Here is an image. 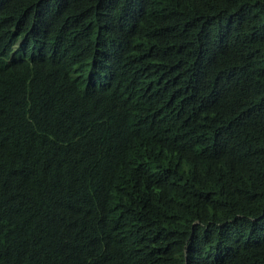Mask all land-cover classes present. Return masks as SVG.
I'll use <instances>...</instances> for the list:
<instances>
[{
  "label": "trees",
  "instance_id": "16d2710c",
  "mask_svg": "<svg viewBox=\"0 0 264 264\" xmlns=\"http://www.w3.org/2000/svg\"><path fill=\"white\" fill-rule=\"evenodd\" d=\"M0 264H264V0H0Z\"/></svg>",
  "mask_w": 264,
  "mask_h": 264
}]
</instances>
